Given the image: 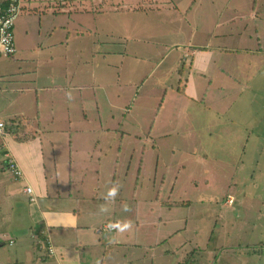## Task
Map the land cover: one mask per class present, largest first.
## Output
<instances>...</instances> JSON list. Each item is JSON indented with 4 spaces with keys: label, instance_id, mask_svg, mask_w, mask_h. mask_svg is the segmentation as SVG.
<instances>
[{
    "label": "crops",
    "instance_id": "1",
    "mask_svg": "<svg viewBox=\"0 0 264 264\" xmlns=\"http://www.w3.org/2000/svg\"><path fill=\"white\" fill-rule=\"evenodd\" d=\"M2 2L0 0V4ZM231 2L233 0H226L225 3L221 0H170L164 3L159 0H133L130 3L126 0H22V8L14 26L17 51L10 57L0 59V62L3 60L0 63L3 64L0 68V119L9 118L8 123L15 125L13 134L12 131L8 132L5 122V137L1 145L5 147L3 155H10L22 172L19 178L10 179L11 175L4 178L7 169L0 167V215L4 220L13 221L12 226L8 223V229L2 235L0 247L5 242L8 245L13 243L17 254L14 259L12 252V258L4 264H48L49 259L57 264H62V261L64 264H81V256L86 257L82 252L86 249L87 239L97 240L100 244L105 240L106 251L102 253V258L105 254L110 256V248L118 253V249L126 247L129 250L127 262L130 261L131 264H135L136 260L146 261V264L182 263V255L188 243L184 238H179L177 244L174 243L176 236L182 233L181 228L172 232H166L162 228L164 232L159 235L157 227L147 237L136 235L135 238L131 237L130 242H126L124 238L128 239V235L125 231L121 232L116 227L103 229V226L118 224L116 212L103 211L99 203L95 208L85 203L86 200L96 203L99 191L107 195L113 185H119L116 197H121L122 189L129 182L132 183L133 176H128L129 166L121 160V155L124 154V136L119 138L115 146L112 143L116 140L115 133L120 123L115 127L103 124L104 116H100L97 110L94 111L97 106H93V110L88 109L91 106L88 107L83 98L87 97L83 92L96 88L100 90L106 77L96 67H101L102 63L106 68H113L111 72L116 78L114 82L119 85L118 76L128 69H138L140 63L149 64L150 50H153V58L156 57L155 54L160 56L150 73L161 66L162 61H170L169 68L179 67L184 62L181 67L188 70L185 80V87L190 90L188 98L193 101L201 99L203 105L209 104L210 100L215 99L209 93L213 77L225 76L224 71L227 70H221L219 66L215 69V61L220 60L219 55L225 49L221 46L224 45L222 41L229 39V36L240 39V45H233L238 46L231 50L236 52L234 54H257L250 53L257 50H251L248 44H241L247 42V35L250 37L252 29L259 34L261 16L259 15L258 24L253 19L264 10V0L250 1L257 5V9L253 10L251 5V11L248 12L241 6L238 12L234 11L230 7ZM215 10L217 12L214 15ZM130 11L128 15L127 12ZM222 12L224 17L220 14ZM245 14L249 18L244 17ZM250 18L251 22L248 21ZM154 29H158L157 34ZM215 37L220 41L217 46L213 44ZM168 38L172 40L169 41ZM162 45L163 49L159 51ZM171 53L173 57L170 56ZM87 68H93V71L82 70ZM60 70L62 75L58 72ZM150 73L141 83L150 81ZM226 75L228 77L229 73ZM160 76L161 73L153 76L151 85L162 89L165 94L166 88L159 82ZM202 81L206 82L207 87L201 97H197L196 84H203ZM118 88L124 91L120 85ZM155 88H149V93L155 92ZM219 88L222 91L224 85ZM133 95L126 101L122 99L121 104L113 103L112 107L128 110L125 104L128 102L129 107L132 105ZM61 98L64 99L62 106ZM163 98L160 97V100ZM158 112L159 110L155 114ZM122 117L127 120L126 115ZM15 119L20 122L17 123ZM61 120L64 121L62 125L59 124ZM97 122L99 124L92 126L91 123ZM121 125L124 127V135H127L131 131L127 123ZM153 125L154 123L149 124V132ZM94 132L97 133L94 140L101 146L88 151V141L92 138L89 133ZM149 132H146L147 135H150ZM81 134L85 136V141L77 140ZM141 141L149 144L146 147L148 149L150 146L156 147L151 144L154 140L150 136ZM47 143L49 151H45L44 144ZM60 147H64L65 151ZM55 148L61 150L62 154L57 153ZM142 159L143 156L137 164L136 178L140 174ZM93 163L96 175L87 179L88 166ZM103 163L111 165L105 169ZM102 175H106V178H101ZM61 178L63 179L59 182ZM118 180L122 181L121 184ZM160 184L163 188V180ZM25 186L31 187V194L24 191ZM50 188L53 189L52 201L44 204L50 197ZM32 195L35 197L34 202L29 200ZM64 198L69 202L73 199L76 205H65ZM118 199L120 198H116ZM77 201L83 202L78 205ZM159 202L157 215L152 218V222L157 220V224L165 225L168 219L164 220L165 213L160 207L164 200L163 203ZM16 205L25 209L24 225L14 223L20 220L17 212L12 210ZM254 210L261 214V210ZM135 211L146 212L147 209L136 208ZM8 212L13 215H8ZM97 212L108 216L107 221L103 218L89 219ZM134 222H138V219ZM263 223L257 220V233L261 235H264ZM96 224V228L91 229ZM254 226H247L244 219L238 222L237 231L231 234V243L234 245L236 242L235 246L226 245L228 242L223 241V245L217 249L208 243V239L199 242L200 237H195L196 240L190 243L192 253L186 258L188 264H264V239L257 237V241L250 243L245 238L248 230L253 231ZM53 230H58V233ZM118 230L120 233H115ZM40 234L49 241L51 239L54 249L52 255H48L47 250V254L42 257L33 253L41 248L38 237ZM168 243L176 245L167 247ZM98 255L101 256L99 253ZM173 256L174 261L167 260ZM87 258H90V254ZM158 258L166 261H159ZM0 264H3L1 259ZM99 264H103V261Z\"/></svg>",
    "mask_w": 264,
    "mask_h": 264
},
{
    "label": "rangeland",
    "instance_id": "2",
    "mask_svg": "<svg viewBox=\"0 0 264 264\" xmlns=\"http://www.w3.org/2000/svg\"><path fill=\"white\" fill-rule=\"evenodd\" d=\"M132 1L126 0L127 3ZM167 1L170 0H159L160 3ZM221 1L226 2V0ZM250 1L252 2V0H233L230 7L238 12L239 6H241L246 8L248 12L251 11L252 5V9L256 10L257 5L252 4ZM220 8L221 6L217 9L220 10ZM216 12L215 10L214 15ZM130 13L131 11L127 12L128 15ZM220 14L224 17L223 12ZM259 15L261 16L258 28L259 34H256L252 29L250 37L247 35V42L241 44L243 46L248 44L247 46L251 50H257L250 53L257 52V54H251L250 56H242L244 53L234 54L236 52L231 50L238 47L233 45H240L238 43L240 39L229 36V39L222 41L224 45L221 46L225 49L221 48L223 51L219 55L220 60L215 61V69L219 66L221 70L222 68L227 70L224 71L225 76L213 77V82L210 85L212 90L209 93L213 94L215 99L210 100V103L206 105H203L201 99L193 101L188 98L190 90H187V86L185 87L188 70L185 67L181 69L184 62L179 64V67L169 68L170 61L164 63L162 61V65L150 73L159 61L160 56L155 54L156 57L153 58V50H150V60L149 64H146L147 66L140 63L138 69H128L118 76V84L124 91H120L119 85L114 82L116 78L111 72L113 68H106L104 63L101 67H96L99 73L106 77V80L102 82L100 90H97V88L91 91L84 90V96L87 98H83L88 107L91 106L88 109L97 106L94 111L97 110L100 116H104L102 119L103 124L108 127H115L120 123L115 133L116 140L112 143L115 146L116 142L120 140L119 138L124 136V140L122 139L124 154L121 155L123 157L121 160L124 161L123 163L127 162V166H129L128 176H133V179L132 183L129 182L122 189L121 197H116L120 199L116 200L115 198L110 201L105 198L107 195H104L103 191H99L96 203L88 200L85 203L91 208L98 207L97 203H99L102 208L107 209L106 211L113 210L117 214L115 219L118 223L119 221H130L134 227L125 231L128 239L124 238V241L130 242L131 237L135 238L136 235L147 237L151 230L154 231L157 227H159V235L160 232H164L162 228L166 232L181 228L182 233L176 236V242L174 243L177 244L179 238L186 240L188 246L182 255L183 260L181 262L187 261L186 264H188L189 261L186 258L192 253V248L190 249L191 241L196 240L195 237H200L199 242L205 241L209 235H212L210 234L211 230L217 227L215 225L216 218L229 216V222H234L236 216L238 219L241 216L242 218L245 217L243 219L250 222L247 223V226L255 225L253 231L248 230L245 237L247 241H257V237L264 239V235L257 233V220L264 222V10L254 17L255 24L259 23ZM243 16L249 18L246 14ZM248 21L251 22L252 19L250 18ZM154 31L156 34L158 33V29H154ZM160 32L162 34V31ZM240 32L243 33V31ZM168 39L169 41L172 40ZM213 44L217 46L220 41L215 37ZM160 48L159 51H162L163 45ZM170 56L173 57L172 53ZM1 65L3 66V64ZM82 70L93 71V68ZM58 72L62 75L60 73L62 70ZM217 72H219L218 69ZM149 73L148 78L150 81L141 83ZM158 73H161L159 82L166 88L165 94L162 89L151 85V78ZM227 73H229L228 77L230 78L227 77ZM202 82L203 84H196L198 88L197 97H201L204 90H206V82ZM220 85H224L222 91L219 88ZM149 88H155L156 91L149 93ZM132 94H134L132 105L129 107L130 103L125 104L128 110H117L112 107L113 103L121 104L122 99H125L124 101L130 99ZM163 94L164 96H162ZM160 97H164L163 100H160ZM61 99L62 106L64 99ZM61 106L58 108L60 109ZM158 110L159 112L155 114ZM127 111H129L128 115ZM123 115H126L127 120L122 117ZM8 119H3L6 122L7 130L15 134V125L8 123ZM153 120L154 122H152ZM14 121L20 122L19 119ZM121 123H127L128 128L131 130L126 133L127 135H124L125 132L122 130L124 127ZM150 123H154V125L149 132ZM59 124H64V121L61 120ZM91 124L93 126L99 124V122ZM133 128H138L139 131ZM141 130H145V132ZM146 132H149L150 135H147ZM89 135H92V138L91 141H88L89 146L86 150L91 151L101 146L94 140L97 136L96 132L94 134L89 133ZM147 136L154 140L151 144H155L156 147L146 148L149 144L147 142L143 143L141 140ZM4 137L0 138V167L4 166L5 169V164L2 163L5 157L3 155L5 147L1 145ZM77 140L82 142L86 138L81 134V137H77ZM44 147L45 151H49L48 143L44 144ZM60 148L64 150V147ZM65 148L67 149V145H65ZM55 151L62 154L58 148H55ZM140 155L143 156V159L139 177L135 182ZM110 165L111 163L102 164L106 167L105 169H108ZM94 166V163L89 164L86 173L87 179L96 175ZM7 175H11L8 170H6L4 178H9ZM11 178L15 179L12 175ZM101 178H106V175H102ZM154 178L155 183H153ZM62 179L58 181L61 182ZM120 180L123 181V178L120 177ZM120 180L118 181L121 184L122 181ZM162 180L163 188L160 184ZM83 183L84 186L85 181ZM135 183H137L136 187L133 186ZM90 186L93 188V185ZM52 192L53 189L50 188V197L44 204L52 201ZM228 194H233L234 197ZM60 196L62 197V195ZM64 200H66L65 205H76L73 199L70 202L67 198H64ZM159 200L160 202L164 200L160 207L165 213L164 220L168 219L165 225L157 224V220L152 222V218L157 215ZM82 202L77 201V204L80 205ZM229 204L232 206H228ZM253 206L255 208L259 206L260 208L257 209L261 210V214H258ZM136 208H146L147 211H135ZM233 208L237 211L233 212ZM12 210L16 211L20 217V220L14 221V223L24 225L26 223L24 207L20 208L19 205H16ZM7 214L13 215L12 212ZM1 217L0 215V239L8 229V223L12 226L13 222L12 219L4 220ZM107 217L97 212L95 216H90L89 219L96 218L98 220L103 218L104 221H107ZM136 219H138V222L135 223ZM96 226L97 224L93 225L91 229H95ZM53 232L58 233V230H53ZM115 233L119 234L120 231L118 230ZM123 237L125 236L123 235ZM209 238L211 239V237ZM229 241L231 243L233 239ZM102 242L100 244L97 240L89 241L87 239L86 249L82 252L85 253L86 257L81 256V264H99L100 261H103V264H131L130 261L127 262L129 250L126 247L118 249V253L114 248H110V256L107 257L105 254L102 258V253L106 251V242L104 239ZM208 243L210 245L214 244V239L212 238ZM176 244L168 243L167 247ZM232 245L233 243L230 246ZM15 246L13 243L8 245L5 242V245L0 247V259L3 264L10 261L12 252L13 258L17 257ZM33 253L41 257L47 254L45 250L40 249L34 250ZM89 254L90 258L88 259ZM158 259L159 261H166L163 258ZM167 260L171 262L175 258L173 256ZM48 262V264H57V262L53 263L51 259ZM146 263L143 260H136L135 264ZM62 264H64L63 261ZM65 264H68V262Z\"/></svg>",
    "mask_w": 264,
    "mask_h": 264
},
{
    "label": "built area",
    "instance_id": "3",
    "mask_svg": "<svg viewBox=\"0 0 264 264\" xmlns=\"http://www.w3.org/2000/svg\"><path fill=\"white\" fill-rule=\"evenodd\" d=\"M21 2L22 0H3L0 4V58L10 57L17 50L14 40V24L22 8ZM4 130L5 122L0 119V137L3 136ZM5 163L8 171L15 179L21 177V169L8 154H5ZM24 191L31 194V187L25 186ZM29 200L31 202L35 201V197L32 195L29 197ZM103 229H110L109 225L103 226ZM111 229H114V227ZM47 251L49 254L54 253V249L49 240L47 241Z\"/></svg>",
    "mask_w": 264,
    "mask_h": 264
},
{
    "label": "water",
    "instance_id": "4",
    "mask_svg": "<svg viewBox=\"0 0 264 264\" xmlns=\"http://www.w3.org/2000/svg\"><path fill=\"white\" fill-rule=\"evenodd\" d=\"M228 206H232V205L229 204ZM257 208H260V207L258 206ZM257 208H255V209H257ZM233 209H234L233 212L237 211V209H235V208H233ZM228 218H229V216L222 217V218H216L215 225L217 227L214 228L213 230H211L210 234H212V235H209L208 238H207L208 241L211 240L212 238L214 239V244H213L214 248L218 249V247L222 246L223 245V241H227L228 242V243H226V245H228V244L231 245L232 243H230V241H229L231 239V234L233 232L237 231L236 230V226L238 225V222L243 220L242 216L239 219L236 216L235 217V221L233 220L234 222H232V221L229 222L230 219L228 220ZM209 220H211V219H209ZM228 222H229V224H228ZM247 223H250V222L247 221ZM231 224H232V226L230 227ZM208 228H210V227H208ZM241 230L242 229H240V231ZM215 236H217V237H215ZM209 237H211V239ZM236 244L237 243L235 242L234 245H232V246H235Z\"/></svg>",
    "mask_w": 264,
    "mask_h": 264
},
{
    "label": "clouds",
    "instance_id": "5",
    "mask_svg": "<svg viewBox=\"0 0 264 264\" xmlns=\"http://www.w3.org/2000/svg\"><path fill=\"white\" fill-rule=\"evenodd\" d=\"M19 15V14H18ZM18 17V16H17ZM17 19V18H16ZM16 21V20H15ZM17 51V50H16ZM4 134H5V130H4ZM4 134H3V136H4ZM3 136L1 137V138H3ZM4 140V139H3ZM5 159V158H4ZM118 193H119V185H113L109 190H108V192H107V196L105 197L106 199H112V200H114L115 199V197L118 195ZM32 202H34V201H32ZM102 210L103 211H106L107 209H104V208H102ZM125 210H127L126 208H125ZM113 227H116V228H119V230L121 231V232H123V231H127V230H130L132 227H133V225H132V223L130 222V221H127V222H122V223H118V224H116V225H109V228L111 229V228H113ZM43 243V241L42 240H40V244H42ZM47 253H48V251H47ZM49 254V253H48ZM52 255V254H51Z\"/></svg>",
    "mask_w": 264,
    "mask_h": 264
},
{
    "label": "trees",
    "instance_id": "6",
    "mask_svg": "<svg viewBox=\"0 0 264 264\" xmlns=\"http://www.w3.org/2000/svg\"><path fill=\"white\" fill-rule=\"evenodd\" d=\"M182 68H183V67H181V69H182ZM181 69H180V70H181ZM4 164H5V167H6L5 159H4ZM6 169H7V167H6ZM7 170H8V169H7ZM135 182H137V178H136V181H135ZM135 187H136V183H135ZM38 237H39L40 240L43 241V243L40 244L41 246L39 245V247H41L40 249L46 251V250H47V241H48V239H46V237L44 238V236H43L42 234L38 235ZM42 247H44V248H42ZM186 262H187V261H184V262H182L181 264H183V263L186 264Z\"/></svg>",
    "mask_w": 264,
    "mask_h": 264
}]
</instances>
